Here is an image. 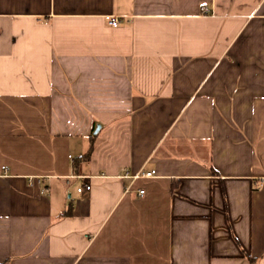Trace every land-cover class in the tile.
<instances>
[{
	"label": "crops",
	"instance_id": "1",
	"mask_svg": "<svg viewBox=\"0 0 264 264\" xmlns=\"http://www.w3.org/2000/svg\"><path fill=\"white\" fill-rule=\"evenodd\" d=\"M0 264H264V0H0Z\"/></svg>",
	"mask_w": 264,
	"mask_h": 264
},
{
	"label": "built area",
	"instance_id": "2",
	"mask_svg": "<svg viewBox=\"0 0 264 264\" xmlns=\"http://www.w3.org/2000/svg\"><path fill=\"white\" fill-rule=\"evenodd\" d=\"M203 12H204V13H208V8H207L206 5H203ZM119 23H120V20H119L117 17H112V18H110V20H109V24H110L111 26H113V27H117V26L119 25ZM155 175H156V171H149V172L141 173V175H140V176H137L136 178H138V177H142V178H152V177H155ZM91 189H92V186H91L90 184H85V185H83V186L78 187V188H77V191H78L79 193H81V192H83L84 190L89 191V190H91ZM144 193H145L144 190H140L138 194H139L140 196H143Z\"/></svg>",
	"mask_w": 264,
	"mask_h": 264
},
{
	"label": "trees",
	"instance_id": "3",
	"mask_svg": "<svg viewBox=\"0 0 264 264\" xmlns=\"http://www.w3.org/2000/svg\"><path fill=\"white\" fill-rule=\"evenodd\" d=\"M91 150H92V149H90L89 152L85 155V158L88 159V158L90 157V155H91Z\"/></svg>",
	"mask_w": 264,
	"mask_h": 264
}]
</instances>
